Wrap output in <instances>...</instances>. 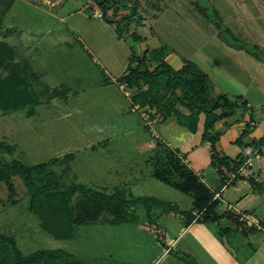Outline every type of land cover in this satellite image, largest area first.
<instances>
[{
	"label": "rangeland",
	"instance_id": "obj_1",
	"mask_svg": "<svg viewBox=\"0 0 264 264\" xmlns=\"http://www.w3.org/2000/svg\"><path fill=\"white\" fill-rule=\"evenodd\" d=\"M109 1V16L119 10L112 23L104 20L93 0H0V42L14 50V58L0 69V79L19 70L39 98L34 110L0 111V143L13 148L3 160L26 166L54 161L51 170L66 184L107 194L120 189L128 197L165 201H173L176 194L182 198L180 207L187 209L190 198L159 179L158 173L169 166L151 153H141L136 144L157 140L143 114L150 116L152 126L161 117L134 99L138 90L118 80L126 74L132 54L165 47L171 52L168 57L175 54L182 64L183 59L197 64L215 89L231 97L243 93L255 72L256 78H264L259 60L264 58V0ZM130 9L136 14L129 15ZM201 12L211 13L212 22ZM118 22L125 31L121 38ZM148 156L153 159H143ZM131 158L140 159L141 169L128 165L134 174L127 177H138L144 187L121 173L122 163ZM170 176L174 184L181 182ZM13 185L12 200L7 186L0 184V235L14 237L26 257L63 250L82 264H186L177 253L180 245L166 246L178 230L168 228L164 238L160 228L169 221L162 209L153 207L149 222L142 205L132 207L127 214L136 221L119 225L105 213L80 227L75 239L58 241L30 211L22 181L15 177ZM73 202L78 205L80 195Z\"/></svg>",
	"mask_w": 264,
	"mask_h": 264
},
{
	"label": "trees",
	"instance_id": "obj_2",
	"mask_svg": "<svg viewBox=\"0 0 264 264\" xmlns=\"http://www.w3.org/2000/svg\"><path fill=\"white\" fill-rule=\"evenodd\" d=\"M93 1L103 11L104 20L112 23L119 10L115 9L113 15L109 16L108 13L112 10L109 0ZM197 13L200 14L198 11ZM135 14L136 10L130 9L129 15ZM201 17L206 22H212L211 13L205 16L201 12ZM124 19L128 18L124 17ZM120 23L118 22L116 27L118 38L125 33ZM126 25L128 27L129 23ZM134 37L137 41H143L140 36L134 34ZM170 53L169 48L160 47L153 51L146 48L139 56L132 54L127 72L119 78V83L138 90L134 99L142 105L148 104L153 107L156 110L153 116L161 117V122L175 119L191 133H197L200 116L203 114L205 121L202 144H210L212 165L225 167L228 173H237L248 160L255 155H262L264 138L249 140L251 125L246 124V129L236 142L241 152L237 158L230 159L217 154L216 144L220 135L213 134V130L217 123L234 117L239 109H247V102L242 97H231L215 89L208 75L194 62L183 59V66L179 70L175 69L167 60ZM13 58V48L5 42H0V69L5 68L6 62ZM259 60L264 62L262 57H259ZM144 87L147 88L144 89ZM38 105V95L23 72L12 71L6 78L0 79V111L10 114L34 110ZM179 107L187 110L188 114H183ZM12 153L11 146L0 143V184L4 183L7 186L9 198L13 200L16 195L13 178H19L30 196V211L39 217L42 228L58 241L75 239L80 227L95 222L105 213L113 217V224L134 223L136 218H130L127 210L139 205L146 209L149 222L153 213L152 209L155 207L182 216L186 226L193 222L210 224L228 216L239 225L247 227L240 222V215L227 214L229 210L225 214H217L220 203L214 200L215 195L201 183L193 171L181 166L176 155L171 151L166 156L169 160L166 165L169 168L161 170L158 176L164 183L173 185L181 193L192 197L193 207L190 211H180L177 206L157 198L128 197L120 189L107 194L82 185L66 184L51 170L54 161L34 166H26L19 161L5 162L2 156ZM168 172L174 174L181 182L174 184ZM75 195L81 197L78 205L73 202ZM261 227L264 228V221L261 222ZM179 257L186 264L196 263L194 259L186 255ZM0 264L82 263L63 250L41 251L37 255L26 257L18 248L14 237L0 235Z\"/></svg>",
	"mask_w": 264,
	"mask_h": 264
},
{
	"label": "crops",
	"instance_id": "obj_3",
	"mask_svg": "<svg viewBox=\"0 0 264 264\" xmlns=\"http://www.w3.org/2000/svg\"><path fill=\"white\" fill-rule=\"evenodd\" d=\"M136 55L139 56V54ZM167 60L177 70L183 66L182 61L175 54L170 55ZM261 63L264 64V62ZM238 65L240 66V64ZM255 73L254 77L250 79L246 90L237 95L247 102V109H239L234 117L221 121L214 127L213 134L220 135L216 144V152L220 157L237 158L241 148L236 145V142L241 137L248 123L251 125L249 140L264 138V78L263 80L256 78ZM218 90L224 93V91ZM179 110L183 114H188L184 108L179 107ZM204 121L205 116L202 114L197 133H191L175 119H169L166 122L155 120L156 124L152 126V131L157 134V140L141 141V145L137 142L136 144L141 153L152 154L154 158L159 157L158 161H164L165 164H167V161L169 162L166 156L170 151L173 152L180 165L193 171L201 183L215 195L214 200L220 203L217 214H225L228 212L229 207H232V210L227 214L232 213L235 216L241 214L252 215L261 224L264 221V147L262 155H255L254 158L248 160L237 173H228L225 167L220 168L212 165L210 144H202ZM143 159L151 160L153 157H145ZM140 164L139 158L124 160L121 166L123 172L121 171V173L129 181L137 183L138 177H127L134 174L133 168L129 169L128 165L135 167V170L139 171L141 169ZM142 166V169H145L146 165ZM107 173L111 174V170L108 169ZM125 182L127 183V181ZM137 186L139 188L144 187V182L139 181ZM175 192L190 198V202H187V207L189 206L187 209L180 207L178 202L182 198L176 194L172 195L173 201H165L164 199L162 201L179 206L180 211H190L193 207L192 197L181 193L179 190ZM165 217L166 221H169L166 224L169 225L160 228L165 230L162 231L164 238L167 239L169 235L168 228L175 227L178 230L175 233V237H169L166 246L170 249L173 246L177 247L180 245L181 249L177 253L191 257L196 263L264 264V228L262 227L261 229L243 227L228 216L222 217L214 223L193 222L188 226L185 225L186 223L182 216L173 212L167 213ZM161 220H163V216L157 221Z\"/></svg>",
	"mask_w": 264,
	"mask_h": 264
},
{
	"label": "built area",
	"instance_id": "obj_4",
	"mask_svg": "<svg viewBox=\"0 0 264 264\" xmlns=\"http://www.w3.org/2000/svg\"><path fill=\"white\" fill-rule=\"evenodd\" d=\"M143 116L145 117V119L148 121V125L152 127V122L150 121V116L147 114H143ZM152 136L157 137V134L155 132H152ZM229 211L232 210V207H229L228 209ZM240 222L243 223L244 225H246L247 227H252V228H256V229H261V224L259 222V220L257 218H255L252 215H240Z\"/></svg>",
	"mask_w": 264,
	"mask_h": 264
}]
</instances>
